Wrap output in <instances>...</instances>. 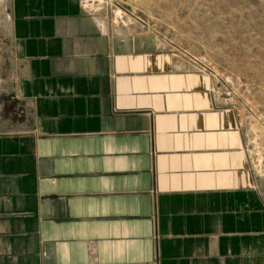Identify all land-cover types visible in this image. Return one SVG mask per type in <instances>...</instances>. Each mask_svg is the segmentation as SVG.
I'll return each instance as SVG.
<instances>
[{
  "label": "crops",
  "instance_id": "obj_1",
  "mask_svg": "<svg viewBox=\"0 0 264 264\" xmlns=\"http://www.w3.org/2000/svg\"><path fill=\"white\" fill-rule=\"evenodd\" d=\"M0 264H264V192L211 80L82 0H9Z\"/></svg>",
  "mask_w": 264,
  "mask_h": 264
},
{
  "label": "rangeland",
  "instance_id": "obj_2",
  "mask_svg": "<svg viewBox=\"0 0 264 264\" xmlns=\"http://www.w3.org/2000/svg\"><path fill=\"white\" fill-rule=\"evenodd\" d=\"M92 13L150 39L237 115L256 182L264 192V0H82ZM0 0V38L9 22ZM0 88V119L4 116Z\"/></svg>",
  "mask_w": 264,
  "mask_h": 264
}]
</instances>
